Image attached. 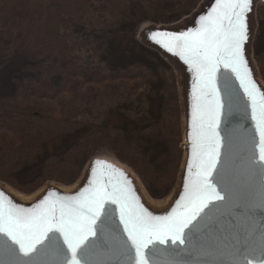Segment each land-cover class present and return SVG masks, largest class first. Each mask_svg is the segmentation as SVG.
<instances>
[{
	"label": "trees",
	"instance_id": "obj_1",
	"mask_svg": "<svg viewBox=\"0 0 264 264\" xmlns=\"http://www.w3.org/2000/svg\"><path fill=\"white\" fill-rule=\"evenodd\" d=\"M201 1L0 0V179L26 193L49 180L72 184L109 145L152 197L168 196L184 154L177 76L136 31L175 23Z\"/></svg>",
	"mask_w": 264,
	"mask_h": 264
},
{
	"label": "water",
	"instance_id": "obj_2",
	"mask_svg": "<svg viewBox=\"0 0 264 264\" xmlns=\"http://www.w3.org/2000/svg\"><path fill=\"white\" fill-rule=\"evenodd\" d=\"M259 2L264 4V0H250L251 10L246 14L247 40L243 45V53L251 79L260 90H264V80L255 63L252 48L256 37L253 18ZM212 7H215V0H205L200 10L187 23L178 27L156 25L150 31L177 32L199 27L198 17L201 14L207 15ZM149 33L145 47L156 50L176 67V63L181 67L184 158L175 186L177 193L174 200L165 208L157 207L127 167L111 160L97 161L115 169L112 173L113 180L122 182L127 179L132 194L149 212L165 216L182 210L177 208V204L185 197V186L190 180L188 169L192 164L193 135L194 132L198 135L200 131V113L197 112L196 115L195 129L192 115L200 89L195 87L196 78L188 70V65L151 41ZM217 86L222 102L227 105L229 99H232L231 113L221 120L217 129L222 145L221 157L216 172L210 178V182L225 199L218 205L209 204L200 213L197 220L185 230L183 245L156 243L150 246L146 251L149 264H264V162L259 160L260 134L257 121L251 117L250 101L234 73L222 68L217 74ZM95 162L87 166L78 183L74 184L76 187L70 191L63 188L72 186L50 184L36 199L24 201L11 190L13 188L0 182V192L14 204L25 208L32 207L43 199L58 200L60 196L78 195L84 188L90 187V170L95 167ZM96 233V237L90 239L77 253L81 264H135V252L128 245L119 222L118 206H106L104 214L97 221ZM70 259L71 253L58 234H50L34 253L27 256L6 235L0 234V264H69Z\"/></svg>",
	"mask_w": 264,
	"mask_h": 264
},
{
	"label": "snow or ice",
	"instance_id": "obj_3",
	"mask_svg": "<svg viewBox=\"0 0 264 264\" xmlns=\"http://www.w3.org/2000/svg\"><path fill=\"white\" fill-rule=\"evenodd\" d=\"M250 10V0H215L211 12L198 17L199 27L149 33L151 41L188 65L196 78L195 87L200 89L192 114L195 129L196 115L200 113V131L193 135L192 164L188 169L190 180L185 186V197L177 204L181 211L165 216L153 215L132 194L127 179L113 180L115 169L96 161L90 170V187L78 195L60 196L58 200L43 199L25 208L0 192V234L6 235L25 256L34 253L50 234H58L71 253L69 264H81L78 251L96 237L97 221L106 206L113 205L118 206L119 222L128 245L135 252V264H149L146 251L156 243L183 245L185 230L200 213L209 204L218 205L225 199L210 182L221 157L222 145L217 129L232 108V99L227 105L222 102L217 86V74L222 68L235 74L250 101L251 117L257 121L260 134L259 160L264 162V90L251 79L243 53L247 40L246 14Z\"/></svg>",
	"mask_w": 264,
	"mask_h": 264
},
{
	"label": "rangeland",
	"instance_id": "obj_4",
	"mask_svg": "<svg viewBox=\"0 0 264 264\" xmlns=\"http://www.w3.org/2000/svg\"><path fill=\"white\" fill-rule=\"evenodd\" d=\"M205 0H202L201 1V3L198 5V7L196 8V10L193 12V13H191V14H189V15H187V16H184L183 18H181L179 21H177V22H175V23H172V24H164V23H155V22H152V21H147V22H145V23H143V24H141L140 26H138V28H137V35H136V39L142 44V45H144V46H146L145 45V42H147V35H148V33L150 32V30L154 27V26H156V25H158V26H171V27H178V26H181V25H183V24H185V23H187L188 21H190L191 20V18L198 12V10H200V6H201V4L204 2ZM264 4H262L261 5V2H259V4H257V7H256V10H255V14H254V18H253V23H255L256 24V27H255V33H256V37H255V40H254V44H253V57H254V59H255V54H254V52H255V48H254V45H255V41H256V38H257V35H258V30H260V28H261V23H260V21H261V17L263 16V12L262 11H260L259 9L261 8V6H263ZM148 47V46H147ZM152 49V48H151ZM155 52H157L156 50H154ZM164 60H165V62L169 65V66H171L173 69H174V71H175V74H176V76H177V84H178V89H179V93H180V104H181V109H182V115H181V123H182V136H183V142H182V148L184 149V114H183V104H182V91H181V85H180V78H181V70H180V64H178V63H176L177 64V67H176V65H174V64H172L169 60H167L161 53H159V52H157ZM255 63H256V65H257V68L259 69V73H260V75L262 76V78H263V80H264V77H263V75H262V72H261V69H260V66H259V64H258V62L256 61V59H255ZM178 69V70H177ZM0 89H1V92L2 91H5L6 90V82H4V81H0ZM116 114V113H115ZM115 114H113L112 116H111V120L110 121H112V122H114V123H118V124H122L123 123V119L121 118V116L120 115H115ZM1 120H0V123L2 122V123H5V118H0ZM107 155H111L112 157L110 158V157H108V158H110V159H112V160H116L118 163H120V164H122V165H124L125 167H127L134 175H135V177L137 178V180L142 184V186H143V188L147 191V193L152 197V195L149 193V191L147 190V188H146V186H145V184L143 183V180H142V178H141V176L139 175V173L137 172V170L135 169V168H133L128 162H126L125 160H123L119 155H117L114 151H113V149H112V147L111 146H109V145H104V146H100V147H98L96 150H94V152L91 154V156L89 157V160L87 161V164L85 165V167L83 168V171H82V173H81V175H80V177L74 182V183H72V184H64V183H61V182H58V181H56V180H49V181H46L45 183H43V185L42 186H40V188H38L35 192H33V193H26V192H24V191H22V190H20V189H18V188H16V187H14L13 185H11V184H9L8 182H6V181H4V180H1L0 179V182L1 183H4V184H6L7 186H9V187H11V188H13V189H15V190H17L18 192H20V193H22V194H24V195H34L36 192H38L40 189H42L44 186H46L47 184H58V185H62V186H73L76 182H78V180L81 178V176H82V174L85 172V169L87 168V166H89L91 163H90V161H91V159L93 158V157H95V158H93V159H96L95 161H97V160H103V159H99L98 157H105V156H107ZM107 158V159H108ZM183 158H184V154H183V156H182V162H181V167H180V171H179V174H178V180H179V176H180V173H181V168H182V164H183ZM94 161V162H95ZM178 180H177V183H178ZM176 183V184H177ZM176 186V185H175ZM173 191V190H172ZM171 191V192H172ZM171 194V193H170ZM169 194V195H170ZM168 195V196H169ZM168 196H166L165 198H163V199H166ZM152 198H154V197H152ZM155 200H157V201H161V200H163V199H156V198H154Z\"/></svg>",
	"mask_w": 264,
	"mask_h": 264
},
{
	"label": "bare ground",
	"instance_id": "obj_5",
	"mask_svg": "<svg viewBox=\"0 0 264 264\" xmlns=\"http://www.w3.org/2000/svg\"><path fill=\"white\" fill-rule=\"evenodd\" d=\"M108 157H112L111 155L109 156V155H107V156H105V157H98L99 159H106V160H111V161H115V162H117L116 160H112V159H110V158H108ZM93 158H95V157H93ZM91 159V161H90V163H92V162H94L96 159ZM108 158V159H107ZM78 183V182H77ZM50 185V183L49 184H47L46 186H44L42 189H40L38 192H36L34 195H23L22 193H18L17 191H15L14 189H11L15 194H17L18 195V197L19 198H21L22 200H24V201H32V200H34V199H36L38 196H40L43 192H44V189L47 187V186H49ZM74 187H76V185H73L72 187H64L63 189H66L67 191H70V190H72ZM176 188V187H175ZM145 190V189H144ZM176 190H177V188L176 189H174L173 191H172V193L166 198V199H163V200H161V201H157V200H154V199H152V198H150L151 199V202L153 203V204H155L157 207H160V208H165V207H167L168 205H170V203L174 200V196L176 195ZM146 191V190H145Z\"/></svg>",
	"mask_w": 264,
	"mask_h": 264
}]
</instances>
